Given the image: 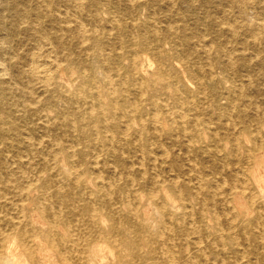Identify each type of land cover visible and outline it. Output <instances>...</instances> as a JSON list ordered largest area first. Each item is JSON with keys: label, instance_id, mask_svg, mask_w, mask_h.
I'll return each mask as SVG.
<instances>
[{"label": "rangeland", "instance_id": "1", "mask_svg": "<svg viewBox=\"0 0 264 264\" xmlns=\"http://www.w3.org/2000/svg\"><path fill=\"white\" fill-rule=\"evenodd\" d=\"M21 1L0 18V213L50 229L38 264H92L95 245L101 264H264V187L242 172L264 147V31L242 20L264 24V0ZM37 60L55 78L31 79ZM158 69L177 90H140Z\"/></svg>", "mask_w": 264, "mask_h": 264}, {"label": "bare ground", "instance_id": "2", "mask_svg": "<svg viewBox=\"0 0 264 264\" xmlns=\"http://www.w3.org/2000/svg\"><path fill=\"white\" fill-rule=\"evenodd\" d=\"M2 1V0H1ZM4 4H2V8L0 7V18H2L3 16L6 15V11L8 12L9 15L14 14V16L19 19L22 18L23 14H22V7L21 4L23 1L21 0H11V2L9 3V0H3ZM83 2V1H82ZM80 3V2H79ZM84 3V2H83ZM232 4V3H231ZM246 4V3H245ZM38 5V6H37ZM36 7L34 8V15H37L36 10L38 9V7L40 8V5L37 4ZM49 5L46 4L44 7H48ZM77 6V5H76ZM88 6V5H87ZM246 6L244 5H239L240 8V12L242 13L244 8ZM13 10V12H11L10 10ZM4 12V15H2V11ZM65 10V9H64ZM72 13V12H71ZM240 13V14H241ZM245 14V13H244ZM75 15V14H74ZM251 17V16H249ZM252 19V17H251ZM241 21V20H240ZM243 26L249 28V29H255L258 31L263 30L264 31V24L260 21H256L251 22L248 21L247 19H243ZM263 21V20H262ZM2 23L4 24V20H2ZM82 23V22H81ZM237 23V22H236ZM13 25V21H10L8 24H4V25ZM35 24V23H34ZM81 25V24H80ZM226 25V24H225ZM230 25V23H229ZM237 25V24H236ZM239 25V24H238ZM14 27H17L16 25ZM78 28V27H77ZM232 29V28H231ZM233 32V30H232ZM262 32V31H261ZM77 36L80 39V43L81 45H84V40L82 39V35L80 33V35L77 34ZM0 40H2V38H0ZM163 40V39H162ZM169 40V39H168ZM216 40V39H215ZM214 40V41H215ZM164 41L166 42V40L164 39ZM1 44V43H0ZM210 44V43H209ZM49 45V44H48ZM39 49V48H38ZM82 49V48H81ZM146 46L142 47V54L144 51H146ZM83 50V49H82ZM208 51V50H207ZM207 53V52H206ZM33 55V53H32ZM38 57V56H37ZM36 57V58H37ZM137 58H138V53H135L131 58H130V63H131V67L132 70H134L136 73H144L145 68L142 65H138L137 64ZM9 59V57H8ZM176 59V58H175ZM177 60V59H176ZM35 61V60H34ZM48 63V62H47ZM29 64V63H28ZM56 65V63H55ZM2 66V64H1ZM27 66V65H26ZM54 68V67H53ZM1 71H3V68H0ZM84 72V70H81ZM28 74L30 75L31 79H39L40 81L46 83L51 81L53 78H55V74H53L52 70L45 65V62H41L37 60V62H33V64L30 65V67L27 70ZM3 73V72H2ZM141 76V75H140ZM81 78V81H87V77L84 75H80L79 76ZM249 77V76H247ZM65 81V80H64ZM171 82L168 81L167 79L164 78V75L162 74L161 70L158 69L155 73H153L151 76H141L140 77V81H139V88L141 91L144 90V88H151V90L154 93H164L166 90H168L169 88H172L173 90H177L176 87L173 84H170ZM124 85V84H123ZM81 88V86H77L75 88V90H77L79 92V89ZM97 90V89H96ZM75 91V92H77ZM111 91V90H110ZM142 93V92H141ZM109 94H111V92H109ZM141 95V94H140ZM153 95H151L152 97ZM204 96V94H203ZM192 99V98H191ZM151 101L153 102V105L156 106L155 103V98H152ZM110 107H111V113H115L117 110H119L120 107L117 106L116 100L111 99L110 100ZM135 107H138V104H135ZM231 107H233V105H231ZM123 109V108H122ZM231 109V108H230ZM89 110V109H88ZM157 108L155 107V113L153 114V118L152 121L155 124V126H158V120H157ZM183 115V114H182ZM181 115V116H182ZM180 116V115H179ZM133 115L130 113H127L124 109L121 111L120 114H118L115 118H111V119H115L116 123H125L126 125H128V123L133 119ZM93 119V118H92ZM140 119V118H139ZM97 120V119H96ZM73 123V122H72ZM142 123V122H141ZM164 124V123H163ZM172 125V124H171ZM154 127V126H153ZM248 130V127L246 128H242L241 133H246ZM201 133V132H200ZM24 135V134H23ZM25 137V136H24ZM245 137H248V133ZM204 138V137H202ZM238 137H234L233 139L236 140ZM205 141V140H204ZM237 145H235L236 147ZM100 149V148H99ZM106 149V148H105ZM104 149V150H105ZM116 150V149H114ZM165 150V148H164ZM109 152V151H108ZM164 152V151H163ZM162 153V152H161ZM262 153H264V147H262L261 145H256V143L254 141L250 142V145L244 149V154H245V158L248 159V161H251L253 163V166L251 167H246L245 169H243V176H248V177H252V180L254 182V184L264 187L263 185V181L261 180V172H260V168L258 166L259 161L262 160ZM142 156V155H141ZM53 157V156H52ZM95 157V156H94ZM93 157V158H94ZM92 158V157H91ZM96 158V157H95ZM94 158V159H95ZM107 159V158H106ZM96 164V163H95ZM136 164V163H134ZM142 164V163H141ZM130 167V166H129ZM194 167V166H193ZM75 170V169H74ZM141 170V169H140ZM76 171V170H75ZM141 172V171H140ZM238 175V174H237ZM117 176V175H116ZM155 177V176H154ZM79 178V177H78ZM224 178V177H223ZM176 179V178H175ZM35 180V179H34ZM195 180V179H194ZM132 182V181H131ZM176 182V181H175ZM30 183V182H29ZM154 183V182H153ZM247 184V179L246 178H240V181L237 185H234L233 187H238V188H244L245 185ZM244 190V189H243ZM228 191V190H227ZM243 193V192H242ZM140 194V193H139ZM221 195V194H220ZM21 197V195H20ZM251 198V197H250ZM252 199V198H251ZM19 200H21L19 198ZM32 201H34V204L37 203V201H35V199H33ZM239 201V200H238ZM237 199H234V202H236L235 206L236 208H240V205L237 204ZM242 202V201H241ZM228 203V202H227ZM128 205V203H127ZM18 206V205H17ZM164 206V205H163ZM234 206V208H235ZM52 207V206H51ZM23 208L22 204H19L18 208H16L15 213L13 214V216H8L6 214H1L0 213V222L3 220L4 222H10L11 226L6 229L3 230V228L0 225V264H38L37 260H38V254L35 251V247H37L39 245L40 239L42 240L43 238H47V236L49 235L48 231H50V229L47 230H43V231H39L36 228L32 229V232L29 231L28 229H26V227L23 225L22 222V218H21V210ZM231 208V206H230ZM190 209V208H189ZM40 210V209H39ZM231 210V209H230ZM92 211V210H91ZM93 218V223H97L96 219ZM38 220V219H37ZM230 221V220H229ZM75 225V223H74ZM221 227V226H220ZM51 228V227H50ZM197 230V229H196ZM173 232V231H172ZM222 232V231H221ZM228 233V232H226ZM159 235V234H158ZM98 239H101L102 237H108V239H112L111 242L113 244L114 249L120 248L121 245L125 244L124 241L121 243H118V241L113 238L111 232H104V231H100L97 235ZM261 237V236H260ZM161 238V237H160ZM235 238V237H234ZM199 244V243H198ZM163 245V244H162ZM127 248V246L125 247ZM175 248V247H174ZM116 252V251H115ZM82 253L86 256V258L88 260H90V262L92 264H101L102 262L100 261V256L99 253L96 249V245L95 246H91V247H87L84 250H82ZM166 254V253H165ZM203 255V254H202ZM206 257V256H204ZM172 258V255H171ZM65 259V257H64ZM168 259V258H167ZM170 260V259H169ZM193 260V259H192ZM67 261V260H66ZM62 263V262H60ZM67 263V262H66ZM116 264H129L127 261H122V259L120 258V254L117 253L116 254ZM222 264V262L220 263Z\"/></svg>", "mask_w": 264, "mask_h": 264}]
</instances>
